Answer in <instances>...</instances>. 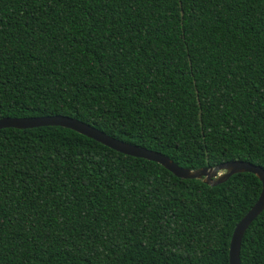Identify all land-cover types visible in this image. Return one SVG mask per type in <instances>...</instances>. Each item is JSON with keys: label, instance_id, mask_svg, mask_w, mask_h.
<instances>
[{"label": "trees", "instance_id": "trees-1", "mask_svg": "<svg viewBox=\"0 0 264 264\" xmlns=\"http://www.w3.org/2000/svg\"><path fill=\"white\" fill-rule=\"evenodd\" d=\"M47 115L191 169L264 167V0H0V116ZM259 189L60 126L0 127V264H229ZM239 257L264 264V207Z\"/></svg>", "mask_w": 264, "mask_h": 264}, {"label": "water", "instance_id": "water-1", "mask_svg": "<svg viewBox=\"0 0 264 264\" xmlns=\"http://www.w3.org/2000/svg\"><path fill=\"white\" fill-rule=\"evenodd\" d=\"M51 125L68 128L79 134H84L104 143L109 148L120 153L155 161L166 169L171 170L177 176L191 177V179H200L202 182L210 186L224 181L234 173L251 172L256 175L260 181L259 192L253 204L236 223L229 243V264H240L239 255L242 237L247 227L264 207V167L262 165L256 163L253 164L245 160H229L221 162L212 167L191 169L190 167L179 165L172 158L158 151L147 149L145 147L109 136L105 134L104 131L94 127L93 125L82 120L79 121L73 117H68L65 115L34 117L0 116V127L13 126L23 129Z\"/></svg>", "mask_w": 264, "mask_h": 264}]
</instances>
